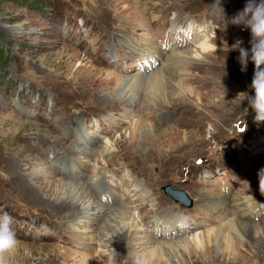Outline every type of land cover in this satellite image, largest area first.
Returning <instances> with one entry per match:
<instances>
[{
	"label": "rangeland",
	"instance_id": "obj_1",
	"mask_svg": "<svg viewBox=\"0 0 264 264\" xmlns=\"http://www.w3.org/2000/svg\"><path fill=\"white\" fill-rule=\"evenodd\" d=\"M247 2L216 0L214 9L212 0H0V177L6 176V181L0 179V215L13 218L19 241L6 255L7 264H81L80 254L90 264H132L137 256L146 264H264V193L257 177L264 167V121H255L245 99L253 95L254 64L249 56L242 72L238 60L239 47L251 48L250 30L229 22ZM132 8L142 17L136 18ZM141 19L150 35L146 45L140 44ZM187 22L195 26L174 29ZM57 28L59 35L41 33ZM202 39L215 42L217 52H203L198 45ZM123 41L135 46L134 51L155 49L159 42L167 49L152 58L153 68L138 70L132 66L134 56L145 55L133 56L132 49L120 45ZM145 57L142 61L151 58ZM167 57L176 60L175 70L184 73L178 79L194 92L185 89L178 99L168 93V102L162 103L145 87L152 70L162 67ZM135 72L141 76L137 92L127 87ZM193 77L197 80L189 79ZM113 112L117 116L112 120L121 118L114 126L106 120ZM130 114L138 119L133 134ZM21 120L25 123L18 125ZM42 142L46 150L38 160L24 161L36 158L31 147ZM68 144L81 151L80 159L52 160V153ZM99 149L107 152L101 155ZM87 152L86 164L79 163L82 173L69 172L64 162L85 160ZM46 167L62 173H49L47 181L30 178ZM91 177L118 188H112V196L104 187L95 188L107 211L114 206L127 209L139 214L148 228L158 218L166 222L176 215L192 224L167 236L157 231L148 244L138 242L136 234L118 252L113 246L120 231L117 220H112L113 228L97 234L108 213L90 231L84 221L89 214L72 225L67 214L42 202L61 198L53 188L62 179L89 182ZM122 178L120 189L128 186V178L149 200L121 199L117 184ZM168 185L178 192L166 193ZM221 195L228 198L229 209H210L211 197ZM239 198L254 201V208L243 212L241 202L232 203ZM235 220L233 229L229 223ZM217 227L222 229L220 238L210 234L200 244L191 239L200 230ZM91 234L94 240L81 239ZM225 235L231 239L229 247L221 240Z\"/></svg>",
	"mask_w": 264,
	"mask_h": 264
},
{
	"label": "bare ground",
	"instance_id": "obj_2",
	"mask_svg": "<svg viewBox=\"0 0 264 264\" xmlns=\"http://www.w3.org/2000/svg\"><path fill=\"white\" fill-rule=\"evenodd\" d=\"M215 1L216 0H212V2L214 3L212 5V7L214 6V9H216V6H219V4L218 3H215ZM138 11L139 10H137V9L136 10L135 9L132 10L133 14L136 15V18H141L143 14L140 13V12L138 13ZM142 20L143 19L139 20V22L141 23V26H142L141 30H143L142 33L140 34L141 37H142L141 40H140V44L141 45H143V44L146 45V44H149L150 43V38H149L150 35H148V33L145 31L146 30L147 22L146 21L144 22ZM51 32H53L54 34H58V35L60 34V31H59L58 28L57 29H52L50 31L43 30L41 33H43V34H51ZM205 41H209V39H204L202 42H200L198 44L200 46V49L203 52H207L208 51V49L206 47ZM120 45L121 46H127L129 48V50L132 49L130 52L133 54V56H134V53H136V54H142V55L150 56L151 57V58L146 59V61H142V59H145L146 58L145 56H141V57L140 56H134V60L135 61L134 62L132 61V66L133 65H137L138 70L139 69L140 70H142V69H145L146 70V69H148L150 67L153 68L152 66H153V63L154 62L152 61V58L154 60H156V58H158L157 55H162V50H163L159 45H156V46H154L155 49H150L151 51L150 50H147V51L144 50V51H142L143 50L142 48L139 51L138 50L137 51H134L135 46H132V44H130L129 41H125V42L123 41ZM168 59H169V61H168ZM165 60H167V61H165ZM165 60H164V63L162 65V67L157 68V65L154 66L157 69L156 70L153 69L152 70V73L149 75V77H148L149 78V81L147 82V86L145 87L146 91L149 92L148 86H150V89H152V91L154 92V94H156V97L160 98V100L162 101V103L163 102H165V103L168 102V100L166 98L168 97L169 94L170 95L173 94L174 96H176L175 98L178 99L179 97H181L180 95H183L182 93L184 92L185 89L189 93L194 92V90L190 91L191 89L188 86H186V88H185V86H183L184 81L183 80L180 81L178 79V73L181 74V77H183L182 74H184V73H182V71L180 72L178 70H175V68H174V61H176V60L175 59H172L170 57L169 58L167 57ZM179 62H181V61L179 60ZM173 70H175V74L176 75H173L172 74ZM189 79L191 81L197 80V78H194V77L193 78H189ZM140 81H141V76L139 75V72H135L133 75H131L129 77V79L127 81L128 82V84H127L128 89L137 92V90L140 88L138 86L140 84ZM174 92H176L177 94H174ZM126 104H127V102H126ZM125 109H127V108H125ZM112 115H114V112H113V114L111 113V116H109L108 119H106V120H108V122H110L109 124H111L113 126L120 124L121 118H119L115 122L111 118L116 117L117 114L115 116H113V117H112ZM132 116L133 115L130 114L127 117H132ZM135 117L136 116L134 115L132 117V119H130V121L132 120L133 123H134L133 124L134 128L132 129V134L138 128L136 126V124H135V121H137L138 119H135ZM24 123H25V121H22V120L21 121H17V124L18 125H21V124H24ZM92 129L96 133V130L97 129L96 130H95V128H92ZM37 131L39 132V129ZM159 137H161V134H159V136H156L155 138H159ZM78 138L80 139V137H78ZM78 138L75 137V139H78ZM52 141H53V145H51V146L57 148L58 146L56 145V141L55 140H52ZM45 142H50V141L47 140ZM44 145L45 144L43 142L41 143V146H39V147H37L35 145L33 147L31 145L32 146L31 147L32 149H36V153H38V155H36V158H33L32 156H29V157L24 158L23 160L26 161L29 164L31 162H35L36 159L38 160V158L41 156V153L46 150L45 147H44ZM68 145L69 146L65 147V149L63 148L61 152H53L52 153V160L60 158V159H63L62 160V162H63V161L66 160V158H65L66 156H70V157L71 156H74V157L80 159L79 156H80V154H82L81 151L78 152L77 150H75L76 147L73 144H71V145L68 144ZM25 147H27V146H25ZM31 148H30V150H31ZM63 152L66 153L65 156H63L64 155ZM97 152H99L102 155L103 154L102 152L106 153L107 152V149L104 150V151H101V149H99ZM89 157H90V153H88V156L83 157V158H85V160L77 161L78 159L77 160L75 159V160H72V161L64 162V163H66L65 167L68 168L69 172H71V170H78V171H81V173H82L83 167L81 165H79V163L80 162H84V164H86V162L88 161V158ZM13 164H15V165L18 166V161L17 162L12 161V166H13ZM46 168L48 170L47 169H44L43 172H41L40 170H38V171L36 170L33 173H30L31 174L30 175L31 176L30 178L32 180L33 179H36V180L40 179L41 181H47L46 180V177L48 176L49 173H53V174H55V173L56 174L57 173L61 174L62 173V172H59V170H57V168L56 169H53V170H51V169L49 170V167H46ZM95 177L94 178L91 177L90 179H92V181H89V182H87V181H85V182L84 181H80L79 182V180L76 181V180H70V179H62L63 182L62 183H59V182L56 183V185L53 188L54 189V192L57 191L58 193H60V192L62 193L61 198L60 199L50 200V201L42 200V202L43 201H46V205H48L52 209H54L56 211H62L64 214H67L68 216L67 217L65 216V217L68 219V221L72 225L73 224H77L79 222V218H80V216L82 214H84V213L85 214L86 213L89 214L86 218H84L85 219L84 221H88V224L87 225L88 226H91V227H89V229H87V230H90V231H92L93 226H94L96 220L98 221L100 218H102L103 215H106L108 213L107 214L108 216L106 215L107 217L106 216L104 217V223H103L104 226L102 227L101 232H98L97 234L100 235V234L106 232L107 229H110L111 227L113 228V226H112V220H117V227H118V229L120 231H118L116 233L117 236L113 240L114 241L113 246H116L117 247V248H115V250H117L118 252L122 248L127 247V245H129L131 243L132 237L135 236L136 234L139 235V237H140V239H138V242H141L143 244H145V243L148 244V243L152 242V240L154 239L153 232H151L152 227H150V228H148L147 226L146 227H143L144 224L142 223L141 217H140L139 214H135V213H133V212L127 210V209H123L122 207H117V206L116 207L115 206L112 207V209H110L109 211L106 210L105 207H107V206L97 196V194H96L97 192H96L95 188L96 189H98V188L102 189L104 187L105 189H103V190H105L106 192H110L112 195L114 193V191L112 190V188L114 190L115 189L118 190V188H115V187H112V186H107L106 184L103 186V184H101L102 181H100V180H97V181L94 182L93 179H95ZM0 179L2 181H6V176L5 175H2L0 177ZM123 180H124V178H122V180H120L118 182V184H117L119 186L120 195L122 196L121 199H124L127 196V198H132V199L141 198L142 200H149V194L146 191H144L143 189H141V187H140L139 184L133 183L128 178H127V181L129 180V182H130V183L127 184L128 186L120 189V186H122V184L124 183ZM94 184H95V186H94ZM208 194H210V193H208ZM211 198H212V201H210L211 204H210V206L208 205L210 209L213 206H220L223 209H227L228 208L227 205L230 202H229V200H228V198L226 196H224V195H221V197L220 196H215V197L212 196ZM38 200L41 202V200L39 198H38ZM129 200H131V199H129ZM249 201L250 200H246L245 203H248V204H245L244 201H242L240 199V200H237V201L233 200L232 203L239 204V202H241V205H242L241 206V209L243 210V212L244 211L247 212L248 210L254 208V201H252V202H249ZM94 204L97 205V206H99V207H97L96 209L95 208H92V206H94ZM229 207L231 208V206H229ZM237 209H240V207H237ZM156 221L158 223L161 220L158 218V219H156ZM236 221L237 220H235L233 222V224H231L232 222L229 223V225L233 229H234V226L236 224H238V223H236ZM197 224H200V223L198 222ZM152 226H154V225H152ZM159 233H160V235H162L161 232H159ZM210 234H214L215 237H219L220 238V236L222 235V229L220 227H217L216 229L208 228V229H205V230H202V231L200 230V231H198L195 234V236L191 235V239L195 242V244H200V243L204 242L205 240L209 239ZM83 237L84 238H81V239H84V241H86L87 243H88V241L94 240L92 234L91 235H86V236H83ZM222 239H225V243H226V246L227 247H229L231 245V239H230V237L228 235L223 236L221 238V240ZM154 249H156V248H154ZM153 251L154 250H150V252H153ZM155 251L157 252V250H155ZM98 253L99 252H97L96 254H98ZM152 254L154 255V253H152ZM80 256H81L80 257L81 260L80 259L79 260H80V263L81 264H90L89 259H87L88 256L82 255V254H80ZM74 261H75V263H77L76 261H78V260H75L74 259ZM126 263H128V261H126Z\"/></svg>",
	"mask_w": 264,
	"mask_h": 264
},
{
	"label": "clouds",
	"instance_id": "obj_3",
	"mask_svg": "<svg viewBox=\"0 0 264 264\" xmlns=\"http://www.w3.org/2000/svg\"><path fill=\"white\" fill-rule=\"evenodd\" d=\"M229 22L233 25H243L250 30L251 40L250 50L239 47V63L241 71H246L249 56L254 64V72L250 88L252 96H245L249 107L255 112V121H264V0H248L241 11H238ZM215 31L213 30L212 40L215 41ZM206 47L211 52H217L216 43L211 40L205 41ZM237 47V46H236ZM246 125L244 124L245 130ZM242 131V132H243ZM259 181V191L264 193V167L257 172ZM256 210V209H255ZM253 212H256V211ZM263 210V208H262ZM257 211L255 214H259ZM253 215V213H251ZM13 225V218L4 213L0 215V264H7L6 255L11 254L18 247V239ZM154 234V233H153ZM132 264H146L139 256L133 259Z\"/></svg>",
	"mask_w": 264,
	"mask_h": 264
},
{
	"label": "water",
	"instance_id": "obj_4",
	"mask_svg": "<svg viewBox=\"0 0 264 264\" xmlns=\"http://www.w3.org/2000/svg\"><path fill=\"white\" fill-rule=\"evenodd\" d=\"M164 189H165L166 193H168V194H170V195H172V196H173L174 193L178 192V191H176V190H173V191H172V189L170 188V185L164 187ZM181 194H182V196H184V193H183V192H182Z\"/></svg>",
	"mask_w": 264,
	"mask_h": 264
}]
</instances>
